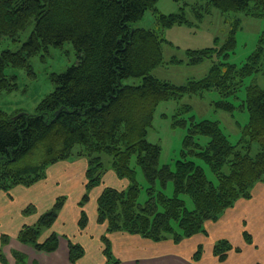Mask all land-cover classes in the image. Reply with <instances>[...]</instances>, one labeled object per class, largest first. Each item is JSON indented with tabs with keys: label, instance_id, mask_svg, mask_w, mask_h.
<instances>
[{
	"label": "trees",
	"instance_id": "obj_1",
	"mask_svg": "<svg viewBox=\"0 0 264 264\" xmlns=\"http://www.w3.org/2000/svg\"><path fill=\"white\" fill-rule=\"evenodd\" d=\"M157 1L0 0V42L4 38L17 41L32 25L27 41L17 51L0 53V94L16 88V77L5 74L8 67L31 73L32 57L64 43H70L77 56L74 66L51 77L54 89L41 100L34 114H8L0 109V191L41 181L48 167L73 159V149L79 147L76 158L87 159L85 194L78 204L82 208L88 193L101 184L105 173L101 155L111 157V171L126 181L127 187L121 191L106 188L96 202L97 223L106 228L101 237L106 264H119L106 235L120 232L154 243L170 240L174 244L206 235V222H216L238 200L249 199L253 186L264 179V89L257 85L245 89L240 108L246 109L248 123L241 129L237 145L229 143L218 123L192 122L174 168H157L160 148L146 137L160 102L211 90L228 98L239 92L246 78L264 71V50L260 45L240 68L213 62L203 79L179 87L155 79L150 74L162 63L165 40L155 31L132 29L131 24L147 10H153L163 29L189 24L183 8L177 15L158 14ZM198 1L205 3L204 8L193 9L199 22L210 7L222 13L245 12L264 19V0ZM233 34L232 31L219 49L187 51L190 64L226 58L234 47ZM129 78L141 79V85L123 86L121 82ZM216 107L228 114L235 109L226 100L219 101ZM184 125L183 120L175 122V126ZM198 137L206 138L207 144L197 143ZM253 145L258 152L251 157ZM133 157L148 185L143 205L138 204L141 188L130 165ZM194 159L208 167L216 185ZM169 183L172 197L163 194ZM183 197L192 201L191 211L186 209ZM64 202V197L56 199L33 226L19 231L17 241L40 252L54 253L58 236L51 234L42 242L39 238L52 227ZM33 212V206L23 210L26 216ZM86 225L87 216L81 209L78 227L82 230ZM0 240L2 247L8 243L6 236ZM244 240L249 243L250 237L244 234ZM67 247L70 264H76L84 256L83 247L69 240ZM232 249L229 242L220 240L212 254L223 262ZM1 252L0 249V264H7ZM200 256L198 248L193 261H199ZM12 257L15 264H26V257L19 252L12 251Z\"/></svg>",
	"mask_w": 264,
	"mask_h": 264
},
{
	"label": "rangeland",
	"instance_id": "obj_2",
	"mask_svg": "<svg viewBox=\"0 0 264 264\" xmlns=\"http://www.w3.org/2000/svg\"><path fill=\"white\" fill-rule=\"evenodd\" d=\"M199 6H203L204 8L205 3L198 0H183L179 3L174 2V0H158L155 5L158 14L165 16L177 15L180 13V9L183 8L185 18L189 24L163 29L158 25L153 10H147L140 20L131 24L132 29L152 30L165 40L162 45V63L150 74L155 79L177 87L183 86L189 81L203 79L209 72L213 62H223L240 68L260 45L264 50V19L247 16L245 12L222 13L210 7L208 14H205L201 22H199L193 12L194 8L200 10ZM31 31L32 25L18 36L17 41L4 38L0 42V53L5 50L17 51L27 41ZM232 31L234 33V47L227 53L226 58L220 56V58L214 57L212 60H204L197 65L190 64L186 56L187 51L219 49ZM216 42H218L217 46L215 45ZM76 63L77 56L73 46L70 43H64L61 47H50L46 51H42L32 57L29 60L31 73H28L26 70L13 69L11 67L6 68L5 74L8 77H16L17 80L14 84L16 88L11 92L0 94V109L8 114L18 112L34 114L37 105L54 89L51 77L64 73ZM121 84L123 86H140L141 79L129 78L123 80ZM250 85H257L259 88L264 89V71L246 78L239 92L228 98H223L216 91L211 90L198 95H185L178 99L160 102L153 112L151 126L148 128L146 137L149 143L158 145L160 148L157 168L165 165L170 166L172 169L174 168L175 163L180 158L183 141L188 134V128L192 122L210 121L218 123L229 143L233 146L237 145L241 138V129L248 123V113L245 108L242 109L240 107L245 99V89ZM222 100H226L234 106L235 109L232 114H228L216 107V104ZM184 107L188 108V110L184 109ZM182 120L185 122L184 126H175V122L177 123ZM196 141L202 146H205L208 142L206 138L202 137L196 138ZM79 150V147L73 149L74 158L64 162H75L78 160L79 158L76 157ZM240 151L242 150L240 149ZM257 152V146L253 145L250 156L254 157ZM80 159H83L87 166V159L83 157H80ZM101 159L105 168V182L111 183L114 188L115 185L112 177H109L107 174L111 171V157L101 155ZM193 161L198 167L202 168L206 178L216 185V179L208 167L200 160L194 159ZM130 165L136 173V180L141 188L138 204L143 205L147 200L145 192L148 189V185L144 180L142 172L136 167L134 157L131 159ZM46 177L45 174V178L41 181H44ZM77 178L71 177L70 184L68 185H70V188L75 189L67 192L64 198L67 197L68 199L75 195L77 196L79 191ZM35 185L36 183L25 187L28 189L24 190L30 191ZM112 185L108 187L112 188ZM126 187H122L119 191L124 190ZM61 188L59 191L63 192ZM23 193L20 196L21 199L32 197V193ZM163 194L166 197L173 196L171 183L167 185ZM57 197L60 198V196ZM182 199L185 202L186 209L191 211L193 209L192 201L187 197H183ZM39 200L42 202L41 198ZM54 203L48 210L53 207ZM186 243L185 246H182L186 249L194 247V244L201 246L203 248L205 264H210V258H208L210 242L207 241L205 243L201 238H197V240ZM1 253L4 256V253ZM227 264H236V262L230 260Z\"/></svg>",
	"mask_w": 264,
	"mask_h": 264
},
{
	"label": "crops",
	"instance_id": "obj_3",
	"mask_svg": "<svg viewBox=\"0 0 264 264\" xmlns=\"http://www.w3.org/2000/svg\"><path fill=\"white\" fill-rule=\"evenodd\" d=\"M86 169V163L80 158L75 162H59L48 167L46 179L36 183L30 191H25L24 189L28 188L22 186H16L8 192L0 191V239L2 235L8 237V243L3 247L0 240V249L4 253L7 264H15L12 251L24 255L26 264H70L68 240L81 245L84 249V256L76 264H106L101 243V237L106 234V228L97 223L96 202L102 191L110 188L112 184L105 182L104 174L101 184L92 192L90 191L88 201L80 208L78 203L85 194ZM107 174L114 182L115 186L113 188L112 185V189L117 187L116 189L120 190L127 186V182L118 179L112 171ZM71 177H78L77 196L68 199L65 197L64 205L56 221L39 238L42 242L49 235L56 234L58 236L57 250L47 254L19 243L16 237L22 227L33 226L38 218L51 207L57 196L64 197L67 192L75 189L68 185ZM60 187L63 192L59 191ZM23 192L32 193V197L21 199ZM28 205L34 207V212L26 216L23 214V209ZM81 209L87 216V225L82 230L78 227ZM204 225L206 235L199 234L184 239L179 244H174L170 240L154 243L136 235L120 232L106 236L110 242L112 256L119 261V264H205L201 246L194 244V247L187 249L182 247L187 244L186 242L197 240V238H201L205 243L210 242L208 248L210 264H227L230 260L235 261L236 264H264V179L253 186L249 199L238 200L216 222H206ZM244 234L250 237L249 243L244 240ZM220 240L229 242L233 247L223 262H219L212 254L213 246ZM198 248L202 249V254L200 260L194 262L192 258ZM235 249H238V252Z\"/></svg>",
	"mask_w": 264,
	"mask_h": 264
},
{
	"label": "water",
	"instance_id": "obj_4",
	"mask_svg": "<svg viewBox=\"0 0 264 264\" xmlns=\"http://www.w3.org/2000/svg\"><path fill=\"white\" fill-rule=\"evenodd\" d=\"M59 114V112H56L55 115L57 116Z\"/></svg>",
	"mask_w": 264,
	"mask_h": 264
}]
</instances>
